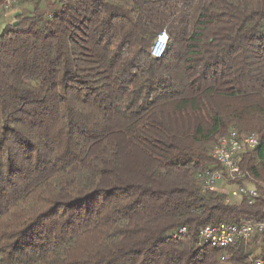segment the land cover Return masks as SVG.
<instances>
[{"label":"trees","instance_id":"obj_1","mask_svg":"<svg viewBox=\"0 0 264 264\" xmlns=\"http://www.w3.org/2000/svg\"><path fill=\"white\" fill-rule=\"evenodd\" d=\"M232 131L257 139L234 181L212 157ZM245 222L264 223V0L37 1L1 29L0 264H253L264 227L200 241Z\"/></svg>","mask_w":264,"mask_h":264},{"label":"built area","instance_id":"obj_2","mask_svg":"<svg viewBox=\"0 0 264 264\" xmlns=\"http://www.w3.org/2000/svg\"><path fill=\"white\" fill-rule=\"evenodd\" d=\"M12 0H5L0 5V13L3 9H8ZM168 35L165 31L160 32L152 47L151 55L159 57L167 44ZM257 144L254 133H250L242 138H236L235 132H230L227 136H220L217 144L212 150V157L219 163L229 180L245 179L246 173L243 172L238 165L237 155L239 152L253 148ZM205 184L209 188L220 183L224 179L222 171L219 169H211L205 173ZM241 191H244L242 188ZM248 193L251 197L256 196L255 190L249 189ZM264 223L245 222L240 225H226L223 223L204 226L200 231V241L209 243L212 246L225 247L235 241L237 238L246 239L256 229L261 230ZM253 264H264V256L255 258Z\"/></svg>","mask_w":264,"mask_h":264},{"label":"crops","instance_id":"obj_3","mask_svg":"<svg viewBox=\"0 0 264 264\" xmlns=\"http://www.w3.org/2000/svg\"><path fill=\"white\" fill-rule=\"evenodd\" d=\"M40 1L41 4H51L54 0H24L23 3H21V6L12 8L6 12H4L1 16H0V31L1 29L9 22L13 21V17L20 13V11L23 9L26 12L30 11L33 9L34 4ZM227 190L231 193V197L235 200H239L240 198V194H239V190L237 189V187L233 184H228L226 185Z\"/></svg>","mask_w":264,"mask_h":264},{"label":"rangeland","instance_id":"obj_4","mask_svg":"<svg viewBox=\"0 0 264 264\" xmlns=\"http://www.w3.org/2000/svg\"><path fill=\"white\" fill-rule=\"evenodd\" d=\"M11 3H12V1H11ZM253 236H254V235H252V236H251L249 239H252V238H253ZM255 248H256V247H255ZM255 248H254V250H255V251H254V253L258 252V250H257V249H255Z\"/></svg>","mask_w":264,"mask_h":264}]
</instances>
